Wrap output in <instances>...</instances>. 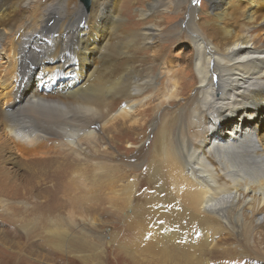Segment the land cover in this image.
<instances>
[{"label": "bare ground", "instance_id": "obj_1", "mask_svg": "<svg viewBox=\"0 0 264 264\" xmlns=\"http://www.w3.org/2000/svg\"><path fill=\"white\" fill-rule=\"evenodd\" d=\"M131 2L92 0L86 13L79 0H0V145L52 143L98 168L90 157L108 160L117 137L147 128L131 167L147 166L150 202L167 201L151 237L166 264H264V0H145L139 27L125 23ZM176 39L191 46L185 67L165 49ZM58 166L50 176L77 192L79 170Z\"/></svg>", "mask_w": 264, "mask_h": 264}, {"label": "rangeland", "instance_id": "obj_2", "mask_svg": "<svg viewBox=\"0 0 264 264\" xmlns=\"http://www.w3.org/2000/svg\"><path fill=\"white\" fill-rule=\"evenodd\" d=\"M127 1L117 0L120 7ZM137 1L132 0V4H130L131 18L124 16L128 19L125 20L127 25L133 22L139 27L138 11L145 0L141 3H137ZM89 2L90 4L87 6L84 0H79L86 13L91 10L92 0ZM201 2L202 0H198L196 5L198 8H200ZM165 15L170 16V21L165 23V26L169 28L177 27L182 20L179 12L177 14L166 13ZM165 46V49L169 50L170 58L174 62L176 61L180 67H185L184 59L191 52L190 44L176 39ZM91 51H93L90 52L93 55L97 53L93 49ZM53 66L54 64L50 68ZM91 67L90 64L85 66L86 73L90 71ZM72 78L78 81L77 76H72ZM188 81L189 79L186 78L185 83ZM35 82L37 79L33 78L26 89L32 90ZM183 97L186 98L188 95L185 94ZM144 130L140 132H145V134L128 132L117 137L118 142L111 148L112 152L117 155L109 152L106 156L108 160L101 161L90 157L92 161H99L98 168L94 166L95 163L91 165L85 160H74L67 151L57 149L52 143L36 149L25 148L21 152L17 146L10 142L0 145V157L2 158H0V171H6L0 173L2 175L0 176V264H158L159 262V264H166L164 254H162L165 252L163 251L166 248L165 242L152 241L151 237L152 234L163 235L165 232L155 229L153 233L152 224L156 222L158 227L164 225L160 224L164 219H159L156 212L159 211V214L161 210L164 212L161 208L163 204L167 206V201L163 199L166 204L161 201L150 202L149 195H152L151 192L156 190L147 178V166L140 173H134L131 167L136 164L134 158L147 143L145 137L150 135L147 128ZM146 146L150 147V141ZM22 152L24 155H21ZM42 154L44 156H41ZM64 159L72 171L75 172L76 169L80 171H76L77 175H75L78 179L73 183V185L77 184V186L75 185L79 189L77 192L64 187V177L50 176L52 171L55 172L59 168V162L66 163ZM112 159L120 165L115 166ZM12 160L15 165L9 163ZM52 165L53 167H51ZM103 165L105 166L102 167ZM99 167L102 171H96ZM92 173H95V179L91 178ZM114 173L116 174L112 175ZM78 174L82 177H79ZM89 174L91 175L89 176ZM78 180L80 181L78 182ZM79 201L86 202V204H81ZM154 204L155 211L151 210ZM168 204L173 206L175 203L170 201ZM142 206L144 213L141 212L140 207ZM156 219L157 221H155ZM228 239L226 234L215 237L216 242L222 243V247H227ZM215 257L211 260L220 261L219 264H231L229 263L230 258L225 255H215ZM238 259L234 260V264H253L250 257L241 260L238 256Z\"/></svg>", "mask_w": 264, "mask_h": 264}, {"label": "water", "instance_id": "obj_3", "mask_svg": "<svg viewBox=\"0 0 264 264\" xmlns=\"http://www.w3.org/2000/svg\"><path fill=\"white\" fill-rule=\"evenodd\" d=\"M84 2L86 3L87 6H89L90 4L89 0H84Z\"/></svg>", "mask_w": 264, "mask_h": 264}]
</instances>
